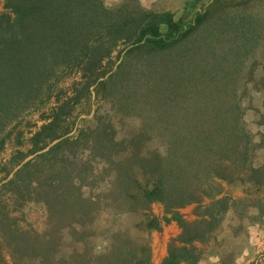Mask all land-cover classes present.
Instances as JSON below:
<instances>
[{"label": "trees", "instance_id": "trees-1", "mask_svg": "<svg viewBox=\"0 0 264 264\" xmlns=\"http://www.w3.org/2000/svg\"><path fill=\"white\" fill-rule=\"evenodd\" d=\"M0 5V150L6 125L47 96L59 76L79 69L93 76L87 90L117 42H131L115 65L120 125L96 120L68 134L67 97L29 135L27 149H15L8 168L1 163L0 264H151L147 236L119 222L154 201L162 205L159 218L179 227L159 264H196L194 242L204 240L227 204L216 179L245 167L256 172L247 165L249 135L231 87L229 48L216 51L217 36L206 28L196 33L194 23L164 33L156 19L162 14L140 7L102 0ZM203 197L209 201L202 205ZM192 202L198 211L187 220L178 208ZM31 206L43 210L41 232L17 223ZM159 218L149 213L134 226L147 234L160 228ZM62 229L67 252L59 247Z\"/></svg>", "mask_w": 264, "mask_h": 264}, {"label": "rangeland", "instance_id": "rangeland-1", "mask_svg": "<svg viewBox=\"0 0 264 264\" xmlns=\"http://www.w3.org/2000/svg\"><path fill=\"white\" fill-rule=\"evenodd\" d=\"M102 3L108 7L121 5L129 10L140 7L160 13L162 16L156 18L157 25L164 33L194 23L199 25L196 33L206 28L213 31L212 36H217V40H212L216 51L221 50L220 46L229 48L227 57L234 62L231 87L249 135L247 165L256 172L245 167L229 180L216 179L220 189L217 196H225L227 204L204 240L194 242L199 250L196 264H264V0H102ZM200 13L205 15L196 23L195 18ZM215 25H221L222 29L215 31ZM130 45V41L117 42L97 68L102 74L88 83L87 90L83 85L93 76H81V70L71 68L51 84L47 96L6 125L4 132L7 134L0 150V177L3 175L1 163L8 168L10 154L15 149H27L29 135L62 99L72 97L69 115L65 117L70 125L68 134H74L77 127L92 125L96 120L110 121L114 128L115 124L120 125L115 116V65ZM103 78L107 79L106 84L97 86V81ZM75 95L77 100H74ZM29 156L31 154L26 158ZM207 201L209 198L203 197L201 204ZM196 210L194 202L178 208L187 220L195 217ZM149 213L159 218L163 213L162 205L154 201L146 211L125 213L119 223L131 234L147 236L150 263L159 264L167 241L179 232V227L175 220L172 228L167 227L172 219L163 222L159 218L160 228L150 229L146 234L134 223L144 220ZM15 214L19 215L18 212ZM19 218L17 223H30L38 232L45 228L44 213L38 206H31L25 216ZM60 235L59 247L62 252H67L70 243L64 229Z\"/></svg>", "mask_w": 264, "mask_h": 264}, {"label": "crops", "instance_id": "crops-1", "mask_svg": "<svg viewBox=\"0 0 264 264\" xmlns=\"http://www.w3.org/2000/svg\"><path fill=\"white\" fill-rule=\"evenodd\" d=\"M174 224H175V223L173 222V220H170V221L166 224V226L172 228V227L174 226ZM175 229H176V226H175Z\"/></svg>", "mask_w": 264, "mask_h": 264}]
</instances>
